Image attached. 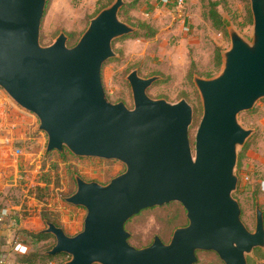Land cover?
<instances>
[{
	"label": "water",
	"instance_id": "95a60500",
	"mask_svg": "<svg viewBox=\"0 0 264 264\" xmlns=\"http://www.w3.org/2000/svg\"><path fill=\"white\" fill-rule=\"evenodd\" d=\"M250 1L252 39L228 24L231 45L222 70L194 77L203 115L193 146L192 105L147 93L160 76L128 74L133 108L106 94L102 70L116 55L113 43L136 30L120 17L125 0L101 9L73 46L65 32L41 44L49 0H0V86L37 115L46 152L67 148L126 165L107 184L75 175L77 189L65 200L86 209L83 230L69 235L47 220L42 232L56 238L47 255H69L64 264H195L198 251L213 250L225 264H248V255L264 248V210L256 203L251 231L234 196L239 151L255 133L238 116L264 98V0ZM173 201L185 207L188 224L177 227L169 243L156 235L146 247L132 245L128 220Z\"/></svg>",
	"mask_w": 264,
	"mask_h": 264
},
{
	"label": "rangeland",
	"instance_id": "374dc122",
	"mask_svg": "<svg viewBox=\"0 0 264 264\" xmlns=\"http://www.w3.org/2000/svg\"><path fill=\"white\" fill-rule=\"evenodd\" d=\"M113 1L49 0L41 26V44L50 45L60 32H65L68 46L75 45L88 28L90 20ZM211 1L218 2L217 9L223 16L224 29L214 26L207 15ZM124 6L120 17L136 30L117 38L113 43L116 55L104 64L102 70L106 94L111 102L123 101L129 108H133L128 74L137 69L143 77L160 76L148 88L147 93L151 98L166 99L173 103L184 98L192 105L194 120L189 134L194 146L195 134L203 115L202 98L194 77L211 78L222 70V54L231 45L228 24H233L244 37L252 39L251 1L188 0L183 10L163 0H125ZM256 106L254 109L258 112L251 109L239 114L238 119L242 125L253 127L257 124L256 115H261L264 98ZM39 125L37 115L18 105L0 86V147L6 150L9 157H17L15 175H10L7 179L8 186L1 194L3 201L0 212L7 209V214L15 217L17 213L12 209L13 204H21L29 198L32 213H40L41 216L42 211L47 210L52 217L51 221L60 224L67 234L76 235L83 230L87 211L65 200V197L77 189L75 175H81L88 181L107 184L123 173L126 165L116 159L75 155L61 158L56 151L47 154L45 150L48 138L39 129ZM259 132L251 145L250 154L247 155L248 162L264 160V134L261 130ZM254 161V166L250 168L255 173L254 176L264 173L256 170L261 166ZM242 170L241 163L236 171L241 174ZM48 181L50 189L46 192ZM255 183L250 178L245 185L247 189L244 186L240 191L234 192V196L241 202L242 220L251 231L256 227ZM261 185L258 194L264 208V183L261 182ZM29 187L33 192L29 193ZM37 194L46 199L40 200ZM187 224L185 207L182 203L173 201L144 209L128 220L126 229L130 232L129 242L137 248H143L150 245L156 235L169 243L174 230ZM44 227L40 220H34L19 228L18 242L23 244L27 241L32 245L26 253L20 254L37 253L39 257L31 264H64L70 258L65 253L52 258L46 257V252L56 242L53 234L49 233L47 238L35 240L28 233ZM197 256L195 264H225L213 250H200ZM247 258L248 264L264 261V248H256Z\"/></svg>",
	"mask_w": 264,
	"mask_h": 264
},
{
	"label": "crops",
	"instance_id": "0c3cea01",
	"mask_svg": "<svg viewBox=\"0 0 264 264\" xmlns=\"http://www.w3.org/2000/svg\"><path fill=\"white\" fill-rule=\"evenodd\" d=\"M256 107H254V108H256ZM261 109H262L261 115H256L257 124L254 125L253 127L252 126L250 127V128L255 129V133L247 141L245 146H243L241 148L243 150L242 154H241V151H239L238 165H241V163H242V169L243 170H242L241 174L237 173L239 176V186H238L237 192L240 191L242 189V187H244L248 183L250 178H253L254 181H256L255 186H254V193H255L254 198L256 199L255 203H258L260 205V207L264 210V208L260 204L261 198L259 197V194H258V192L262 186L261 182L264 183V173L257 174L256 176H254L255 173L250 169L252 166H254V164H253L254 160H251L250 162H248L249 159L247 156L250 154V151L252 149L251 148L252 143L254 142L255 138H257V136L260 134L259 130H261V132L264 134V106ZM254 112H258L257 109L256 110L254 109ZM5 151L6 150H3L0 147V204L3 201L1 194L5 191L6 187L8 186V184H7L8 180L7 179L10 177V175H13V174L15 175V171H16L15 162L17 163V157H14V158L9 157ZM52 152H54V151H52ZM52 152H48V153H52ZM56 152L59 153L58 155L61 154V152H59V151H56ZM240 154L242 155L241 160H240ZM254 162L258 163L261 166V167L257 168L256 170L264 171V160L263 161L261 160L260 162H259V160L258 161L256 160ZM238 165H237V168H238ZM246 176L249 177V180H246ZM245 189H247V187ZM236 198L238 199V197H236ZM30 199H31V197H30ZM6 201H7V203L9 202V200H6ZM36 202L39 203L38 201H36ZM239 202H240V200H239ZM27 203L31 208L29 198H28ZM22 204L23 203L13 204V206H12V209L16 210V213H17V215L15 216L16 218L14 216L11 217L9 215H6L3 219V221L0 222V263L1 264H31L26 259L29 254L23 255V254H20V252H18L17 250H15L16 244L19 243L18 238L20 236V232L18 230L20 227H22V225L24 223L32 222L34 220H40L42 222V224H44L46 227V220L44 221L42 219V216H40V213L39 214L38 213H31V215H29L28 217H23V216L21 217L20 211L22 208ZM240 204H241V202H240ZM76 207H78V206H76ZM44 228L35 230L33 232H39V231L42 232V230ZM28 232H32V230H30ZM23 244L27 245L28 249L32 247V245L27 241H24Z\"/></svg>",
	"mask_w": 264,
	"mask_h": 264
},
{
	"label": "trees",
	"instance_id": "16d2710c",
	"mask_svg": "<svg viewBox=\"0 0 264 264\" xmlns=\"http://www.w3.org/2000/svg\"><path fill=\"white\" fill-rule=\"evenodd\" d=\"M209 5L210 6H209V10L207 12V15L212 20L214 26H216L218 28L224 29L225 28V24L223 22V16L219 12V10L217 9L218 2L211 1L209 3ZM125 6H123V8H122L121 11H123L125 9ZM252 111H254V109ZM242 151H241V154H242ZM241 154H240V160H241V156H242ZM65 156H72L73 157V154L69 150L65 149L63 152H61L60 157L61 158H65ZM49 189H50V181H48V184L46 186L45 191L47 192V190H49ZM31 192H33V189L30 188L29 189V193H31ZM37 196H39V199L40 200H43L44 201L46 199L44 196H41L40 194H37ZM20 213H21V217L22 216L23 217H28L29 215H31V213H32L31 212V208L28 205L27 201L26 202H23ZM41 216H42V219L44 221L45 220L46 221L47 220H50V221L52 220L51 219L52 217H50V212H48L47 210L42 211ZM55 223L57 225H60L57 222H55ZM28 233H30L31 237H34L35 240H42V239L47 238L50 235L49 233H44V232H41V231H39V232H28ZM54 256L55 255H46L47 258H52ZM38 257L39 256H37V253H35V254L34 253H31V254L28 255V257L26 259H27V261H29L30 263H32V262L36 261Z\"/></svg>",
	"mask_w": 264,
	"mask_h": 264
},
{
	"label": "built area",
	"instance_id": "2783aa9c",
	"mask_svg": "<svg viewBox=\"0 0 264 264\" xmlns=\"http://www.w3.org/2000/svg\"><path fill=\"white\" fill-rule=\"evenodd\" d=\"M163 1L165 3H167V4L174 5L178 9H182L183 10V9H185V6H186V3H187L188 0H163ZM246 180H249L248 176H246ZM29 189H30V187L28 188V191H29ZM7 213H8L7 209H4V210H2L0 212V222H2L4 217L6 215H8ZM15 250H17L20 253H26L28 248L25 245L21 244V243H17L16 246H15Z\"/></svg>",
	"mask_w": 264,
	"mask_h": 264
}]
</instances>
